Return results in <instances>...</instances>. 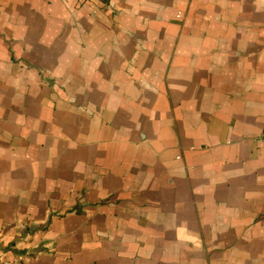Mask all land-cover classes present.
<instances>
[{
    "label": "crops",
    "instance_id": "1",
    "mask_svg": "<svg viewBox=\"0 0 264 264\" xmlns=\"http://www.w3.org/2000/svg\"><path fill=\"white\" fill-rule=\"evenodd\" d=\"M264 264V0H0V264Z\"/></svg>",
    "mask_w": 264,
    "mask_h": 264
},
{
    "label": "built area",
    "instance_id": "2",
    "mask_svg": "<svg viewBox=\"0 0 264 264\" xmlns=\"http://www.w3.org/2000/svg\"><path fill=\"white\" fill-rule=\"evenodd\" d=\"M21 260H22L21 257H17V258L12 259V260L4 261L2 264H20Z\"/></svg>",
    "mask_w": 264,
    "mask_h": 264
}]
</instances>
